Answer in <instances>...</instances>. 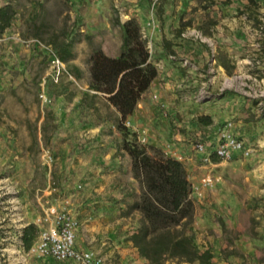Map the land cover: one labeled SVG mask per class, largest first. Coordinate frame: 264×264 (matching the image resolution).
<instances>
[{
	"label": "rangeland",
	"instance_id": "1",
	"mask_svg": "<svg viewBox=\"0 0 264 264\" xmlns=\"http://www.w3.org/2000/svg\"><path fill=\"white\" fill-rule=\"evenodd\" d=\"M6 4L14 15L11 25L0 34V264H58L33 260L21 235L47 206L77 198L80 192L76 183L66 189L72 173L70 162L59 152L61 108L70 107L66 120L71 122L85 121L90 108L114 120L102 93L82 90L91 54L100 49L109 56L119 55L123 24L131 18L137 21L149 50L150 28L164 24L185 28L192 21L199 27L240 21L251 24L250 46L242 60L254 62L253 58L261 56L254 26L264 0H0V7ZM55 57L63 63L58 79L52 78L51 60ZM209 68L212 74L198 89L211 94L228 90L249 103L244 110L247 127L243 137L254 151L250 157L234 161L214 159L203 168L194 157L183 158L192 184L194 216L196 212L200 215V224L193 231L195 242L200 251L208 247L211 252L207 264H264V110L235 92L233 81L237 74L254 73L257 81L253 87L258 89L264 72L238 61L236 71L216 87L212 78L215 67L211 63ZM200 69L197 72L205 77ZM228 83L230 87H226ZM204 137H191L189 155L191 143ZM46 154L51 161L45 159ZM204 177L210 178L209 184L202 182ZM118 183L124 202L121 213L137 220L139 226V213L128 212L141 192L131 165L118 176ZM37 234L38 228L35 237Z\"/></svg>",
	"mask_w": 264,
	"mask_h": 264
},
{
	"label": "crops",
	"instance_id": "2",
	"mask_svg": "<svg viewBox=\"0 0 264 264\" xmlns=\"http://www.w3.org/2000/svg\"><path fill=\"white\" fill-rule=\"evenodd\" d=\"M191 23L185 28L164 24L162 28L149 29L150 59L157 68V76L141 95L126 121L129 122V131L136 133L141 142L161 148L167 156L182 163L186 162L184 159L188 161L194 157L199 164L193 143L192 153L188 154L187 142H190L191 137L204 135L206 139L219 125L230 119L234 121L237 135L243 137L245 133L247 124H244V110L249 103L243 98L228 90L214 94L215 97L208 102L197 101L195 96L199 84L207 81L210 76L206 74L211 63L216 70L212 77L216 87L220 80L236 71V63L242 61L249 50L251 24L235 21L199 27L193 21ZM190 28L199 30L208 42L183 37L181 34ZM169 54L186 59L191 66L183 67L178 61H170ZM195 68H201L205 77ZM89 76L88 72L86 81L81 84L82 90H88ZM91 92L101 95L96 91ZM102 95L107 101L106 96ZM107 103L113 121L95 108H88L93 113H87L85 121L71 122L66 120L70 107L61 108L58 149L61 158L70 162L69 172L72 173V182L66 189L74 183L81 185L77 198H67L79 221L76 245L95 251L106 264H147V260L139 256L130 240L131 234L138 227L137 220L121 213L124 202L118 176L123 170H130V159L120 149L123 137L115 126L120 114ZM200 116H208L211 123L200 124ZM188 164L193 165L194 162ZM59 202L57 200L54 204ZM195 214L194 230L200 224V215L197 212Z\"/></svg>",
	"mask_w": 264,
	"mask_h": 264
},
{
	"label": "trees",
	"instance_id": "3",
	"mask_svg": "<svg viewBox=\"0 0 264 264\" xmlns=\"http://www.w3.org/2000/svg\"><path fill=\"white\" fill-rule=\"evenodd\" d=\"M13 15L9 4L0 7V34L11 25ZM123 28L119 55L112 57L98 49L89 57L88 86L104 94L120 114L117 121V129L123 136L120 149L129 156L133 178L141 186L140 195L128 207V212L140 215L139 226L130 240L148 264H165L168 260L210 263L211 252L200 251L195 242L192 184L184 164L160 148L139 141L137 134L125 125L141 95L157 76V68L137 21L131 18ZM198 122L208 125L211 119L200 116ZM36 231L32 223L22 230L26 249L36 238Z\"/></svg>",
	"mask_w": 264,
	"mask_h": 264
},
{
	"label": "built area",
	"instance_id": "4",
	"mask_svg": "<svg viewBox=\"0 0 264 264\" xmlns=\"http://www.w3.org/2000/svg\"><path fill=\"white\" fill-rule=\"evenodd\" d=\"M255 34L259 40L258 51H261L259 59H244L242 62L247 65H256L264 72V7L259 9L254 26ZM185 38H193L201 42H208V39L202 33L195 29H189L181 34ZM170 61H178L183 67L191 66L186 59H179L175 54H169ZM52 78L58 79L63 69V63L59 58L55 57L51 60ZM197 70V68H195ZM208 74H212L211 68L207 70ZM233 81L235 82L234 91L244 97L256 102L260 110H264V73L259 79V88L253 86V82L257 81V74H237ZM232 84V83H231ZM226 87H230L229 83ZM224 89V88H223ZM215 97L205 88H200L195 96V100L200 102H208ZM125 125L128 127L129 122ZM195 156L198 158L201 167L212 164V161H234L240 158H248L253 154V145L248 143L246 139L237 135L234 124L231 120L225 121L219 125L212 135L206 139L196 140L193 144ZM45 159L49 162L51 156L45 155ZM204 184H209L210 178L202 179ZM78 189L81 185L77 186ZM38 228V234L34 239L31 247L26 251L36 262H70L73 264H106L104 259L91 249H82L76 245V233L79 228V221L70 205L68 199L60 201L58 204L47 206L42 216L33 222ZM23 246V245H22Z\"/></svg>",
	"mask_w": 264,
	"mask_h": 264
}]
</instances>
